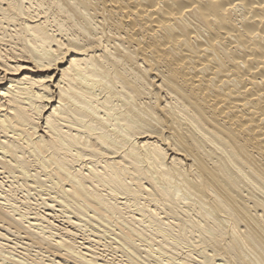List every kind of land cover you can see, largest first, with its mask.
I'll use <instances>...</instances> for the list:
<instances>
[{"label": "bare ground", "instance_id": "bare-ground-1", "mask_svg": "<svg viewBox=\"0 0 264 264\" xmlns=\"http://www.w3.org/2000/svg\"><path fill=\"white\" fill-rule=\"evenodd\" d=\"M0 264H264V0H0Z\"/></svg>", "mask_w": 264, "mask_h": 264}]
</instances>
